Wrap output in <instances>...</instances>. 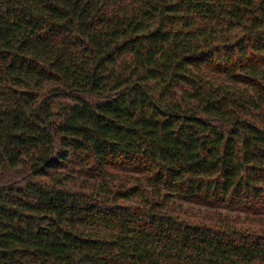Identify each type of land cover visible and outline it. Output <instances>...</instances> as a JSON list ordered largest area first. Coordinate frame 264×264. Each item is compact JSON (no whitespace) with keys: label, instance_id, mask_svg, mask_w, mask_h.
I'll return each instance as SVG.
<instances>
[{"label":"trees","instance_id":"obj_1","mask_svg":"<svg viewBox=\"0 0 264 264\" xmlns=\"http://www.w3.org/2000/svg\"><path fill=\"white\" fill-rule=\"evenodd\" d=\"M0 264H264V0H0Z\"/></svg>","mask_w":264,"mask_h":264}]
</instances>
